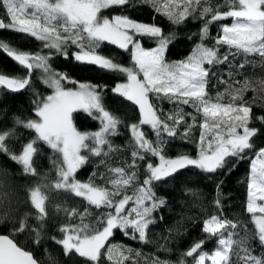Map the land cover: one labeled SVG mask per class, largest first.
<instances>
[{
    "label": "snow or ice",
    "instance_id": "snow-or-ice-1",
    "mask_svg": "<svg viewBox=\"0 0 264 264\" xmlns=\"http://www.w3.org/2000/svg\"><path fill=\"white\" fill-rule=\"evenodd\" d=\"M148 4L173 25H180L189 18L202 21V28L197 34L201 43L185 60H166L165 52L174 34L166 35L155 22H140L125 14L124 10ZM0 8L5 10L0 17V30L26 34L42 42V49L48 50L47 53L37 51L31 54L0 41V51L28 71L27 77L9 78L0 74V85L12 92L30 88L28 77L31 72L42 70L43 82L52 89V93L46 96L32 89L36 118L26 121L15 118L14 128L0 133V154L8 155L13 162L21 165L26 174L36 175L33 157L38 152L37 143L43 142L63 157L64 166L58 170L59 180L55 188L69 190L89 204L107 209L100 228L91 233L83 224L75 227L66 225L59 229L63 238L56 243L62 246L66 255L78 254L86 258L88 264H103L104 259L124 264L130 256L123 255V251L131 253L132 249H124L119 244H110L105 248L106 242L115 230H120L131 239L148 242L147 230L156 223L153 213L165 205V200L153 191L155 182L174 179V174L188 166L214 174L224 169L230 158L242 160L250 151L254 153V158L247 178L246 211L252 215L257 229L256 238L264 247V147L256 149L253 142L254 137L264 134V127L253 126L257 123L264 126V114H254L252 106L244 101V93L250 87L248 82L240 87L230 86L213 100L206 91L211 69L205 67L225 62L230 64V56L233 59L241 55L264 58V0H224V4L217 6H212L210 0H0ZM113 8L122 11L110 16L103 14L104 10ZM228 19L232 23L222 26L214 46H205L203 41L209 38L210 25ZM144 37L156 46L143 47L140 38ZM104 42L129 52L131 66H121L112 58L100 54L99 49ZM70 45L75 46L77 51L70 52ZM223 46L228 51L221 56L219 49ZM55 56L126 77L127 82L117 83L110 91L138 106L140 113L139 123L130 127L135 148L132 164L128 168L138 167V161H148L143 187L136 188L132 195L123 194V189L136 180V172L129 174L124 167L109 169L115 175L107 181L110 189L75 179L76 171L88 163L90 157H107L114 151L109 137L119 134L121 121L103 104L104 86L77 82L66 72L53 69L51 60ZM69 84L73 88L67 87ZM152 98L173 103L176 106L175 115L160 114ZM181 106H189L194 112L185 113ZM78 111L99 120L100 130H77L73 119ZM186 116L191 118V123L186 121ZM197 116L202 121L199 124L201 132L197 156L180 154L176 158H167L164 145L178 135L181 139L187 138L197 124ZM144 125L150 127L155 140H150L142 130ZM181 126L184 128L182 133ZM15 127L35 133L30 142L22 145L19 154L14 153L6 143L9 139H18ZM150 157L157 158L159 163H152ZM45 200L41 187L31 190V204L37 210L36 219L41 226L46 219ZM215 203L219 209L220 200ZM70 215L78 213L73 210ZM25 227L22 222L19 231ZM236 227L231 220L222 219L219 215L210 216L203 221L202 230L209 239L217 237L215 250L211 253L203 251L205 241H200L183 255L193 258V264H206V261L210 264H264V252L255 255L248 246L239 251L232 250L233 233L228 232L225 237V231ZM233 256L237 257L235 262ZM0 264H37V261L9 236L0 235ZM151 264L168 262L156 259ZM180 264L185 262L181 260Z\"/></svg>",
    "mask_w": 264,
    "mask_h": 264
},
{
    "label": "trees",
    "instance_id": "trees-1",
    "mask_svg": "<svg viewBox=\"0 0 264 264\" xmlns=\"http://www.w3.org/2000/svg\"><path fill=\"white\" fill-rule=\"evenodd\" d=\"M210 3L212 6L222 5L224 0H210ZM4 11L0 8V17H3ZM121 11L120 8H113L104 10L103 14L110 16ZM124 11L137 21L155 22L166 35L174 34L165 52L166 60L169 62L185 60L192 54L196 45L201 43L197 35L202 28V21L199 19L189 18L180 25H173L164 15L157 14L151 4ZM231 22L232 20L228 19L211 24L209 38L204 40L203 44L213 47L222 26ZM59 31L63 32L62 29ZM140 40L143 47L155 45L147 37ZM0 41L15 49L27 50L31 54L37 51L48 52L47 49H42V42L13 30H0ZM73 50L77 48L70 45L69 51ZM227 51L226 46L219 49L221 56ZM99 52L105 57L112 58L121 66H131L129 52L114 45L104 42ZM229 61H231L230 64L225 62L215 66L205 65L206 68L211 69L209 82L206 85L208 95L215 100L218 93H225L230 86L240 87L248 82L250 87L245 91L243 99L252 106L254 114H264V58L258 55L248 57L241 55L235 59L230 56ZM51 67L59 72H66L77 82L104 86L103 104L106 110L121 121L118 125L119 134L109 137L114 151L107 157H90L89 162L76 171L75 179L110 189L111 185L107 181L115 178V175L109 169L124 167L129 174L132 171L136 172V180L123 189V194L132 195L136 188L143 187L142 181L147 178L146 163L148 161H138V167L128 168V165L132 164V151L135 148L130 127L133 123H139L140 113L138 106L110 91L116 83L124 79V75L101 71L96 66L83 65L60 56H55L51 60ZM26 72V69L18 66L0 51V74L15 78L16 76L25 77ZM28 78L31 80V87L18 92L0 87V133L13 129V121L17 117L25 121L36 118L33 112L35 96L32 89L45 96L50 88L38 75V70L32 71ZM69 86L73 85L69 84ZM152 100L160 114L175 115L176 106L173 103L155 98ZM226 100L227 97L225 102ZM181 107L185 113L194 112L189 106ZM185 119L191 123L190 117L186 116ZM201 122V118L197 116L196 126L191 129L185 139H181L178 135L168 140L165 136L168 140L164 145L166 156L182 153L196 155ZM73 124L81 132H91L100 126L98 120L92 119L82 111L74 114ZM253 126L264 127L258 123ZM142 130L147 133L150 140H155L149 126H142ZM183 131L184 128L181 126L180 132ZM15 133L18 139H9L6 143L14 153H18L22 145L34 138L35 133L23 127H15ZM253 142L256 149L264 147V134L254 137ZM36 146L38 152L33 157L36 175L26 174L21 165L13 162L8 155L0 154V234L8 235L18 246L29 251L38 264H88L86 258H81L78 254H65L62 246L56 243L62 235L59 229L66 225L75 227L83 224L91 233L100 228V221L107 209L97 208L69 190L56 189L57 169L61 166V156L43 142H38ZM82 154L87 155V153ZM253 158L254 153L251 151L242 160L230 158L225 168L214 174L204 173L194 166H188L174 174V179H168L167 182H155L153 191L157 197L165 200V205L153 213L156 223L150 225L147 230L148 242H140L138 238L131 239L120 230H115L113 236L106 242L105 248L110 244H119L124 249H132L131 253L123 251V255L130 256L124 264H151L156 259L167 261L168 264H180L181 260L185 264H193V258L185 257L183 254L200 241H205L202 245L203 251L211 253L215 250L217 237L209 239L202 227L205 219L212 215H219L222 219L231 220L237 225L235 229L229 228L225 231V237L228 232L233 233V251H239L248 246L255 255L264 252V247L256 238L257 229L252 215L246 211L247 178ZM149 159L152 163L156 161L155 157ZM36 187H41L42 193L46 196V219L42 226L36 219L37 210L31 204L30 198L31 190ZM217 199L220 200L219 209L215 203ZM73 210L78 215H70ZM22 222L26 224V227L23 231H19ZM37 232L39 233L38 242ZM136 252L140 255H135ZM232 260L235 262L237 257L233 256ZM103 264H114V262L104 259Z\"/></svg>",
    "mask_w": 264,
    "mask_h": 264
},
{
    "label": "rangeland",
    "instance_id": "rangeland-1",
    "mask_svg": "<svg viewBox=\"0 0 264 264\" xmlns=\"http://www.w3.org/2000/svg\"><path fill=\"white\" fill-rule=\"evenodd\" d=\"M232 23V22H231ZM231 23H229L228 25H230ZM156 45H153V46H151V47H145V48H153V47H155ZM75 51H77V50H73L72 52H75ZM179 61H182V60H179ZM179 61H175V62H179ZM38 75L41 77V79L43 80V73H42V70H38ZM121 82H127L126 81V77L124 76V79L122 80V81H120V82H118V83H121ZM117 84V83H116ZM115 84V85H116ZM67 87H69V88H73V86H67ZM52 93V89L50 88V90H49V92L46 94V95H49V94H51ZM45 95V96H46ZM99 121V120H98ZM100 127H101V125L97 128V129H95V130H93V131H91V132H94V131H98V130H100ZM242 131V130H241ZM83 132H88V131H83ZM30 142V141H29ZM27 143V142H26ZM25 143V144H26ZM20 152H18L17 154H19ZM60 154V153H59ZM182 154H186V153H182ZM178 155H180V154H176V155H172V156H166L167 158H176ZM188 155V154H187ZM60 156H61V166L60 167H62V166H64V164H63V157H62V154H60ZM189 156H191V157H196L197 156V154L196 155H189ZM157 163H159V161H158V159L156 158V161H155V163L154 164H157ZM250 165H251V163H250ZM59 167V168H60ZM59 168L57 169V173H58V170H59ZM250 173V172H249ZM59 180V175H58V179H57V181ZM56 181V182H57ZM80 182V181H79ZM81 183H85V182H81ZM30 198H31V192H30ZM258 203H259V201H258ZM129 207H131V205H129ZM257 215H259V214H257ZM63 238V234L61 235V238L60 239H62ZM206 264H210V261H206Z\"/></svg>",
    "mask_w": 264,
    "mask_h": 264
},
{
    "label": "water",
    "instance_id": "water-1",
    "mask_svg": "<svg viewBox=\"0 0 264 264\" xmlns=\"http://www.w3.org/2000/svg\"><path fill=\"white\" fill-rule=\"evenodd\" d=\"M3 52V51H2ZM4 53V52H3ZM5 55H6V53H4ZM7 56V55H6ZM8 57V56H7ZM9 58V57H8ZM11 59V58H10ZM27 71V70H26ZM28 76V71L26 72V75H25V77H27ZM2 86V85H1ZM2 87H4V86H2ZM5 88V87H4ZM0 235H5V234H0ZM8 236V235H7ZM10 238V237H9ZM11 239V238H10ZM15 243V242H14ZM18 246V245H17ZM18 247H20V246H18ZM21 248V247H20ZM22 250H24V251H27V250H25V249H23V248H21ZM29 252V251H28ZM30 253V252H29ZM31 254V253H30ZM37 264H38V262H37Z\"/></svg>",
    "mask_w": 264,
    "mask_h": 264
},
{
    "label": "flooded vegetation",
    "instance_id": "flooded-vegetation-1",
    "mask_svg": "<svg viewBox=\"0 0 264 264\" xmlns=\"http://www.w3.org/2000/svg\"><path fill=\"white\" fill-rule=\"evenodd\" d=\"M9 78H12V77H9ZM0 87H2V86L0 85Z\"/></svg>",
    "mask_w": 264,
    "mask_h": 264
}]
</instances>
